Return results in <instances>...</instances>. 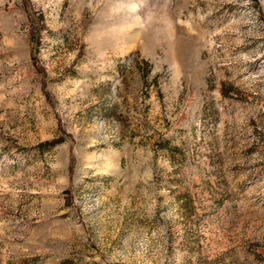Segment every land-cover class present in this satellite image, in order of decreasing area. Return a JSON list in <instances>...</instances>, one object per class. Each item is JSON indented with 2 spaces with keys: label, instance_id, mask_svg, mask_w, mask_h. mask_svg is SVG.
<instances>
[{
  "label": "rangeland",
  "instance_id": "374dc122",
  "mask_svg": "<svg viewBox=\"0 0 264 264\" xmlns=\"http://www.w3.org/2000/svg\"><path fill=\"white\" fill-rule=\"evenodd\" d=\"M0 264H264V0H0Z\"/></svg>",
  "mask_w": 264,
  "mask_h": 264
}]
</instances>
